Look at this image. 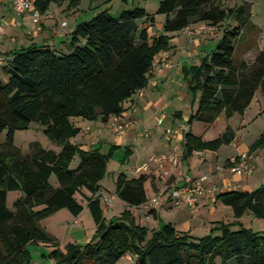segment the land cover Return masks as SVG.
Listing matches in <instances>:
<instances>
[{
  "label": "trees",
  "instance_id": "16d2710c",
  "mask_svg": "<svg viewBox=\"0 0 264 264\" xmlns=\"http://www.w3.org/2000/svg\"><path fill=\"white\" fill-rule=\"evenodd\" d=\"M65 0H35L41 12ZM166 15L163 32L151 35L156 15ZM252 4L226 6L225 0H161L155 13L145 7L124 9L115 16L107 8L80 22L71 33L70 48L60 51L50 44L33 43L5 54L0 74V264H31L29 245L49 243L44 254L54 264H264V229L248 227L241 220L248 214L264 219V184L254 189H231L218 199L233 209L235 220L216 223L209 234L181 231L172 223L151 229L137 222L125 209L106 216L107 201L102 180L117 146L107 152L101 146L84 149L73 142L82 128L72 118L108 123L125 113L132 97L148 86L154 57L171 50L173 33L195 22L222 26L228 20L216 48L199 65L184 67L190 91L199 95L198 107L189 123L213 124L222 120L225 130L206 140L189 130L185 135L184 159L196 151H217L233 143L236 130L228 120L244 115L259 88L264 92V50L249 63L237 56L243 34L255 28ZM149 22L141 26L140 22ZM39 122L59 151L39 142L24 152L17 146V130ZM3 146V148H2ZM264 148V132L250 146ZM132 153L126 151L123 162ZM80 163L72 167L75 157ZM229 162V161H228ZM53 176L56 181L53 182ZM148 173L130 177L121 172L116 194L131 207L148 201ZM21 195L8 205L9 192ZM90 209L96 223L94 237L85 245L70 243L63 249L41 221L63 208L79 215Z\"/></svg>",
  "mask_w": 264,
  "mask_h": 264
},
{
  "label": "crops",
  "instance_id": "0c3cea01",
  "mask_svg": "<svg viewBox=\"0 0 264 264\" xmlns=\"http://www.w3.org/2000/svg\"><path fill=\"white\" fill-rule=\"evenodd\" d=\"M12 1L0 0V55L2 56H5L8 51L29 46L33 43H46L60 51H68L71 33L80 22L87 20V14L84 15L79 6L80 0H65L61 3L51 4L49 10L52 11V17H45L40 22L35 21L30 11L14 16L13 13L15 12ZM226 1L228 0H225V3ZM233 1L234 3L231 6L243 2L253 3L250 0ZM253 7L252 4L251 22L255 25V28L246 30L239 43V45H243L246 49L241 57V59H245L246 61H248L247 58L250 52L256 49L254 46L247 45L250 35L256 31L264 32V26L255 21ZM157 15L156 23L153 26L158 25L159 29H162L163 24L158 23ZM63 21H67L68 25L66 27H63ZM203 23L195 22L187 26L194 30L193 33H189L186 28L173 33L174 37L171 40L173 45L171 49V65L166 67L162 72L154 74L149 80L148 86L138 91L132 97L133 101L127 104L130 108L125 114L132 116L135 123L126 135H117L108 127L107 123L76 117L74 122L82 128L81 133L85 135H82L83 137L78 138L75 142L80 144L84 149L99 145L102 147V150L106 146L110 148L117 146L118 148L115 151L121 148H124L125 152L130 151L132 154L125 162L122 161V165L128 162L130 167L123 172L127 173L130 177H138L142 173L139 168L148 162L154 153L170 151L171 135H176V141L181 143L183 147L185 135L189 130L196 135L203 136L206 140H211V138H207V134L213 128L214 123L211 125L204 122H202V125H198L199 121L189 123L191 114L198 107L199 95L195 96L190 91L184 73V67L199 65L202 59L216 48L223 34V32L219 33V37L215 34V31L219 27L216 30L199 32L198 28ZM147 24L149 25L150 23L147 22ZM153 26H150L149 31ZM206 32L211 33L205 35ZM262 50H264V46L260 45L254 60ZM180 74L182 77H180ZM248 109L244 115H240L239 117L241 127L244 126L243 122ZM231 119L228 120V123L236 130L237 136L235 141L229 144V146H235L236 151L230 154L227 151L222 153L225 150L223 149L224 146L217 151H196L192 156L184 159L183 171L193 178L210 175L212 180L219 184L230 183L234 186L231 189H254L248 178L243 177L245 175L231 173L228 166L229 159L249 151L251 144L255 142L245 143L242 141L240 145H237L240 134L238 129L231 123ZM160 120H162L161 123ZM88 127L91 129L88 130ZM225 128L224 124V130ZM222 154L226 157L224 162L222 161ZM254 154L255 167L259 151L254 152ZM185 164H187L188 170L185 168ZM196 167L197 169H195ZM148 174L149 179L146 183V189L148 198L150 199L163 188L165 179L159 171ZM101 183V193L106 200L111 199L112 201L111 203L107 202L106 216L108 218L119 216L125 209H130L134 213L138 223L151 229L159 228L162 223L166 222L174 224L181 231H190L198 236L209 234L212 227L218 222L235 220L233 209L218 199V194L208 196L205 203L195 209L188 208L187 206H174L169 201H166L161 206L149 211L145 208V204L139 207L129 206L116 194V191L109 196L105 192L103 182ZM85 206L87 205L85 204ZM115 209H118L119 212L114 213ZM243 219L241 220L243 221ZM199 232L202 233L199 234Z\"/></svg>",
  "mask_w": 264,
  "mask_h": 264
},
{
  "label": "rangeland",
  "instance_id": "374dc122",
  "mask_svg": "<svg viewBox=\"0 0 264 264\" xmlns=\"http://www.w3.org/2000/svg\"><path fill=\"white\" fill-rule=\"evenodd\" d=\"M253 3V13L255 17V21L258 24L264 26V0H250ZM161 0H80V8L82 9L83 14L86 15V19L89 20L93 18L98 12L109 9L110 12L116 16H118L122 10L133 8L135 6H144L147 10L151 13L156 12L160 5ZM233 0L226 1V6H231L233 4ZM92 5V7H91ZM238 5V4H236ZM15 12V11H14ZM16 16V13H13ZM158 16V23L164 24L166 17L165 15H157ZM230 21V22H229ZM234 20L226 21L222 26H219L218 30L215 31V34L218 35L219 33L223 32V29L230 25H235ZM140 25L147 26V22L140 21ZM150 29V25H149ZM163 32V28L159 29V26L151 27L150 33L151 35H157ZM211 32H206V34H210ZM222 37V36H221ZM202 38V37H201ZM247 45L254 46V49L248 55V61L252 63L256 54L258 53L260 45L264 46V32H254L250 35L249 39L247 40ZM258 48V50H257ZM245 47L243 45H239L237 56L241 58L245 53ZM1 65H0V74H1ZM180 77L182 75L180 74ZM257 95L254 97L250 108L246 114L244 119V126L241 127V120L239 119L240 115L236 114L232 119L231 123L238 129L239 131V142L237 145H240L243 142L251 143L256 141L261 134L264 132V92L261 88L258 89ZM74 121L75 118H72ZM198 125H202V122H198ZM199 128V126H198ZM197 128V129H198ZM108 129V128H107ZM106 129V130H107ZM109 130V129H108ZM200 130V129H198ZM224 131V122L222 120H217L213 128L207 134V138H215L218 137L220 132ZM81 133V132H80ZM79 133V134H80ZM78 134V135H79ZM77 135V136H78ZM80 134L78 137L72 138V141L78 140V138L83 137ZM6 137V132H4L0 136V142L4 143ZM241 139V140H240ZM15 144L22 148L24 152L30 151V145L33 142H39L44 148L55 149L59 151L61 146L51 140L49 136L44 132V127L37 121H32L30 127L27 129H19L16 131L14 136ZM252 145V144H251ZM3 148V146H2ZM109 146L103 147V151L107 152L109 150ZM223 152L227 151L229 154L236 151L235 146L224 145ZM259 157L255 162V172L253 175L250 176H243L244 178H248L251 185L254 188L264 184V148H260ZM255 151V152H257ZM226 152V154H227ZM126 152L124 148H121L115 151L112 159L108 164V173L106 177L102 180L103 186L105 188V192L111 196L116 191V182L118 175L127 170L130 167L129 163L126 162L122 165V159L124 158ZM223 155V154H222ZM226 159L225 155L222 157V161L224 162ZM80 163V157H75L72 167H76ZM185 168L188 170L187 164H185ZM197 169V167L195 168ZM53 182L56 181V177L53 176ZM231 187H234L233 185ZM21 195L20 190H13L9 192L8 197V205L11 209H14L13 204L14 201ZM114 213H118V209L113 211ZM120 214V213H119ZM112 215V213H111ZM109 215V216H111ZM243 222L246 226H250L254 229H264V219H260L254 217L252 214H248L244 217ZM42 225L46 228V230L54 236L59 245L66 249L67 245L70 243H77L80 245H85L88 243L96 233V223L93 218V215L88 208L85 206L83 211L79 215H74L68 208H63L61 210L56 211L55 213L45 217L41 221ZM202 232H199L201 234ZM200 236V235H199ZM52 249L51 244L49 243H33L29 245V250L31 252V264H54V260L46 257L44 254H47ZM120 264H126V260L123 259ZM130 264V262L128 263ZM217 264H237L236 261H230L228 263H224L221 258L217 259Z\"/></svg>",
  "mask_w": 264,
  "mask_h": 264
},
{
  "label": "built area",
  "instance_id": "2783aa9c",
  "mask_svg": "<svg viewBox=\"0 0 264 264\" xmlns=\"http://www.w3.org/2000/svg\"><path fill=\"white\" fill-rule=\"evenodd\" d=\"M12 2L17 15L30 11L36 22L42 21L45 17H52V11L48 9L45 12H41L36 6L35 0H13ZM62 25L66 27L68 25L67 21H63ZM216 29L217 26L208 22H204L198 28L199 32ZM186 30L189 33L194 32L190 27H186ZM5 60V57L0 55V65L4 64ZM171 61V50H162L154 57L150 74L153 76L156 73L162 72L166 67L171 65ZM134 123L135 120L132 116L123 113L113 115L107 125L117 135L124 136L130 131ZM87 129L90 130L91 128L88 127ZM170 144V151L154 153L149 161L139 168L142 173L159 171L165 179L163 188L144 203L147 210H154L166 201H169L174 206H187L188 208L195 209L204 204L208 196L232 188L230 183L219 184L212 180L210 175L193 178L185 174L183 171V145L176 141V135L170 136ZM254 161L255 154L247 151L229 159L228 166L230 172L233 174L249 176L254 173ZM106 201L112 202L111 199Z\"/></svg>",
  "mask_w": 264,
  "mask_h": 264
}]
</instances>
